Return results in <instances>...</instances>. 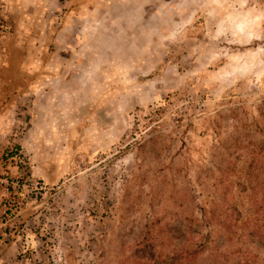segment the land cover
I'll use <instances>...</instances> for the list:
<instances>
[{
    "label": "rangeland",
    "instance_id": "374dc122",
    "mask_svg": "<svg viewBox=\"0 0 264 264\" xmlns=\"http://www.w3.org/2000/svg\"><path fill=\"white\" fill-rule=\"evenodd\" d=\"M106 1L11 0L46 25V90L0 144V214L27 217L0 264H264V58L166 26L168 2L191 20L210 0H135L153 25L134 58L114 18L81 14Z\"/></svg>",
    "mask_w": 264,
    "mask_h": 264
},
{
    "label": "crops",
    "instance_id": "0c3cea01",
    "mask_svg": "<svg viewBox=\"0 0 264 264\" xmlns=\"http://www.w3.org/2000/svg\"><path fill=\"white\" fill-rule=\"evenodd\" d=\"M134 1L119 0L115 4L106 1L97 6L94 5L93 8L87 7V10L82 11L81 14L85 16V19H89L93 13L98 11L104 13V16L101 17L99 14V17L106 22L108 18H114L112 23L121 38L120 42L122 44L134 43L135 58L137 56L135 47L137 37L150 36L153 25H150L146 20H139L140 13L151 12L153 9H148L146 5L136 4ZM210 1L196 5L191 20L185 19L184 14L188 12V7L185 4L168 2V6H163V10L172 22H167L166 26L168 28L174 26L194 27L196 31L205 27L209 29L211 42L214 37L222 34L228 37L233 44L243 45L242 50L239 46L231 47L227 56L229 60L263 59L264 0ZM11 7V0L0 1V12H2L4 20L0 23V144L6 143L8 140L20 139L19 136H16L17 133H14V126H17L20 121L17 120L18 118H14L12 113L15 109L24 115L31 112L40 93L46 90L40 86L37 77L33 80L30 79V76L37 75V69H39L37 62L42 58V51L38 54L35 51L32 53L31 46L35 43L39 46L42 45L46 25L39 22L34 25L28 24L23 20V17L19 20L11 19L8 15L9 12H12ZM15 10L21 12L20 9ZM113 11L115 13L113 17L107 14ZM106 28L105 23L99 24V30L105 32L102 33L103 35L107 34ZM198 36L199 33L195 32L194 41L203 42ZM253 44L260 45V50L250 51L246 47V45ZM48 91H53V87L48 88ZM50 103L51 108L53 101ZM11 169L13 170V168ZM26 220L27 217L22 214L14 215L13 221L7 215L0 214L1 251L8 252L17 245L18 238L23 236ZM16 222L18 223L16 224Z\"/></svg>",
    "mask_w": 264,
    "mask_h": 264
},
{
    "label": "trees",
    "instance_id": "16d2710c",
    "mask_svg": "<svg viewBox=\"0 0 264 264\" xmlns=\"http://www.w3.org/2000/svg\"><path fill=\"white\" fill-rule=\"evenodd\" d=\"M193 253V252H192ZM194 257H196V255L194 254L193 255V259H194ZM189 261H188V264L192 261V258L191 259H188Z\"/></svg>",
    "mask_w": 264,
    "mask_h": 264
}]
</instances>
